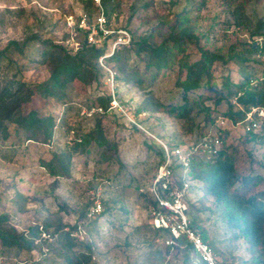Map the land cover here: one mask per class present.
Wrapping results in <instances>:
<instances>
[{"label": "rangeland", "instance_id": "obj_1", "mask_svg": "<svg viewBox=\"0 0 264 264\" xmlns=\"http://www.w3.org/2000/svg\"><path fill=\"white\" fill-rule=\"evenodd\" d=\"M94 2L97 10L91 12L86 0H0V51H5L0 59V84L11 79L30 84L47 79L52 65L41 61L44 49L41 41L49 40L76 51L86 37V29H77L79 20L87 14L88 22L93 23L101 9L105 10L101 0ZM237 3L238 0H207L198 7L193 0H112L114 9L106 14L111 27L128 28L136 39L144 36L152 40L154 27L159 28L162 21L186 12L193 18L200 46L225 52L236 40L249 39L250 30L264 17V1L251 0L245 10L251 29L240 27L235 14ZM70 16L76 22L75 27L70 24ZM161 40L159 35L157 42ZM132 48L119 50L122 57H129L130 66L143 72L145 61ZM200 57L201 49L195 48L186 59L193 62ZM107 63L118 76L119 100L141 124L135 125L123 114L115 111L118 117L112 113L114 110L107 109L109 113L100 119L112 148L92 142L87 150L73 154L70 173L65 176H52L43 166L55 155L62 158L69 155L79 125L83 133L95 128L99 120L96 114L83 116L81 110L99 102L100 96L110 94L109 73L99 61L98 77L92 84L68 86L69 103L60 108L57 100L50 99L44 105L37 96L29 106L36 107L41 115L58 110L66 115V123L56 128L50 145L29 140L25 130L14 123L9 125L8 137L0 141V228L13 229L24 237L23 247L6 246L0 238L3 264H67V255L77 258L80 264H192L187 261L186 249L168 247L166 241L170 236L153 227L149 211L153 200L149 188L162 151L149 132L171 146L200 136V131L183 134V121L159 111L153 103L183 101V89L176 85L179 68H167L152 84L139 86L118 70L117 63L109 59ZM254 66L261 71L264 58L258 56ZM237 70L233 62L217 64L216 79L220 82L223 75L230 74L237 80ZM189 95L203 100L204 105L213 104L206 87ZM226 109L227 104L223 103L212 115L218 118ZM194 116L197 128H201L205 110ZM223 126L230 130L227 143L237 153L239 172L264 176V143L248 140L244 124L227 122ZM69 127L75 130L73 139ZM97 200L102 202L104 213L89 222L87 230L79 228L85 244L69 248L65 239H47L45 243L37 236V227L44 224L51 228L66 224L67 231L69 225L84 220L86 210ZM189 204L192 224L196 222L209 232L208 243L221 264H250L253 254L250 245L244 238L236 237L222 220L220 206L202 183L197 182L190 189ZM196 224L194 227L199 230Z\"/></svg>", "mask_w": 264, "mask_h": 264}, {"label": "trees", "instance_id": "obj_2", "mask_svg": "<svg viewBox=\"0 0 264 264\" xmlns=\"http://www.w3.org/2000/svg\"><path fill=\"white\" fill-rule=\"evenodd\" d=\"M101 1L105 12L109 14L114 9L112 0ZM193 1L201 7L207 0ZM250 1L238 0L235 8L239 26L247 29H251V25L245 17V10ZM86 3L91 12L97 10L94 0H86ZM192 20V16L186 12L177 14L173 19L164 20L159 28H153L152 40L144 36L136 39L133 31L130 30L133 34V41L130 45L133 47L132 52L145 61L143 72H140L136 66H130L127 62L129 57H122L123 52L119 49L108 59L117 63L118 70L139 86L147 82L152 84L165 69L178 66L179 75L176 85L183 89V101L169 104L158 101L153 103L159 111L183 121V134L192 135L200 131L198 132L199 138L208 136L213 142L216 136L212 134L211 129L216 123L217 116H213L212 112L218 110L223 103L227 104V109L220 116L226 117L232 125L244 124L245 128L248 113L254 107L264 108V67L258 71L254 66L258 56L264 58V17L259 19L256 26L250 30L249 39L236 40L228 46L225 52H215L200 46V38L194 30ZM77 29L82 31L79 26ZM159 35L162 36V40L157 42ZM41 43L44 46L41 61L52 65L50 76L34 84L20 79H11L3 85L0 84V141L8 137L9 125L14 123L25 130L29 140H41L44 144L50 145L56 128L62 122L63 125L66 123V115H63L61 121L58 122L59 110L58 113L53 111L48 115H41L36 107L29 108V106L37 96L42 102L44 101V105L50 99L57 100V106L60 108L69 103L68 86L71 83L82 84L86 87L92 84L98 77L99 58L108 48H96L88 43L86 37L76 51L58 43L54 44L49 40H43ZM130 46L122 48L126 49ZM195 48L201 49V57L190 62L186 56L190 50ZM4 54L5 51H0V59ZM230 62L238 67V79L235 80L230 74H225L218 82L215 74L217 64L225 65ZM202 87L209 90L208 99L213 104L204 105L203 100L189 95L190 92ZM110 100L111 96L108 93V95L100 96L96 104L86 105L89 108L99 105L105 111L95 115V118L99 120L95 128L89 132L83 133L81 125L76 128V137L73 144L69 146L70 153L67 157L62 158L55 155L53 160L43 163L52 176L60 177L69 174L73 154L87 150L94 141L112 148L104 135L100 119L109 113L107 109ZM200 110H205L206 117L201 128H197L194 115ZM79 111L80 109L78 113ZM112 113L120 116L115 111ZM71 129L69 127L68 131ZM229 131L228 128L218 130L217 136L222 144L217 153L202 151L200 148L192 155L190 174L193 186L197 182L204 185L209 195L213 196L217 205L220 206L222 220L234 230L236 237H242L248 242L253 253L250 264H264V176L253 172L247 174L239 172L237 153L227 143ZM246 133L249 136L248 140L264 143V121L257 129L246 128ZM160 153L159 165L164 161L163 149ZM151 202L153 203V200ZM89 211L90 207L85 212L84 220L76 222L73 226L69 225L70 231L64 230L67 227L66 224H59L53 228L44 224L37 227V236L47 243L48 238L43 235L50 233L53 236L52 240L65 239V245L69 248L85 244L84 240L72 236L71 232L79 230L80 227L87 230L89 222L97 220L104 213V208L100 214L93 217L88 216ZM151 223L157 231L171 235L168 230L157 227L153 218H151ZM196 225L199 230L194 228L203 240L208 242L209 232L201 225ZM0 238L4 245L9 247H23L24 245L23 235L13 229L0 228ZM168 247L178 250L186 249L187 261L192 264H206L198 250L185 236L176 239L174 244ZM1 258L0 254V264H3ZM66 262L67 264H80V261L72 255L66 256Z\"/></svg>", "mask_w": 264, "mask_h": 264}, {"label": "built area", "instance_id": "obj_3", "mask_svg": "<svg viewBox=\"0 0 264 264\" xmlns=\"http://www.w3.org/2000/svg\"><path fill=\"white\" fill-rule=\"evenodd\" d=\"M100 3V0H97ZM70 24L75 27L76 22L73 16H70ZM78 26L86 29V39L89 44L96 48H107V51L100 56L99 63L108 73V84L110 89V104L108 110L117 111L130 120L131 123L141 126L137 122L128 108L119 100L116 91V72L108 65L107 59L114 55L117 49L123 46H130L133 41V34L128 28L111 27L107 14L102 8L96 20L93 23L88 22L87 14L83 15ZM64 110V108H63ZM103 107L97 105L91 108L83 107L81 115L94 116L97 113H103ZM63 111L60 114L58 122L61 121ZM264 121V108L254 107L247 115L245 124L247 129H257ZM230 122L226 117L219 116L216 119L215 127L212 132L216 136L215 140L210 141L209 137H201L198 141H184L171 146L167 141L152 135L161 145L163 149L164 161L156 171V176L150 186V194L153 203L149 206V211L155 225L169 231L171 234L167 239V244L172 245L176 239L185 236L198 250L201 258L206 264H221L211 245L204 241L198 231L193 227L192 220L189 215V191L193 187V180L190 174L192 155L199 151H207L217 153L221 148V140L217 136L218 130L224 128V124ZM75 130H71V138L73 139ZM203 146V148H202ZM103 211V205L97 200L91 207L88 216L93 217ZM70 231L69 228H66ZM72 236L83 239L81 229L71 232ZM44 237L52 239L50 233H44Z\"/></svg>", "mask_w": 264, "mask_h": 264}]
</instances>
